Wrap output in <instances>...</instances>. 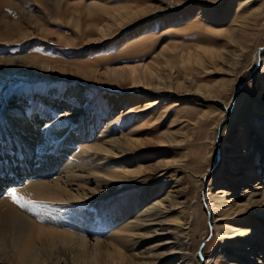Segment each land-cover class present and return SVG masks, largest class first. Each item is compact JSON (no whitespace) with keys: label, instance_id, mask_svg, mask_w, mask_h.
<instances>
[{"label":"rangeland","instance_id":"rangeland-1","mask_svg":"<svg viewBox=\"0 0 264 264\" xmlns=\"http://www.w3.org/2000/svg\"><path fill=\"white\" fill-rule=\"evenodd\" d=\"M123 6L128 8L121 9L127 18L102 38L98 28L115 20L107 13ZM7 26L13 31H7ZM26 33L30 39L9 42ZM11 58L21 62L7 77L5 73L13 68L5 64ZM38 63L59 70H45ZM79 64L100 73L135 65L154 79L148 81V89L135 87L126 73L98 74L87 80L77 76ZM166 81L174 87L182 84L183 90L158 92L157 82ZM239 81L246 85L238 94L235 91L232 100ZM198 85L207 89L196 92ZM73 92L79 100L69 105ZM153 102L156 105H150ZM16 105L25 117L43 114L41 125L74 113L65 118L71 133L87 129L126 142L121 162L111 158L102 169L138 173L128 181L107 184L116 190L96 199L94 229H88L104 243L101 264L107 262L105 252L107 264H142L121 254L145 253L162 237L167 241L173 236L136 237L124 243L118 233L145 203L169 193L177 204L169 219H181L175 235L193 264H264V218L259 216L264 215V203L259 198V215L234 225L249 226L262 238L240 246L216 237L208 211V196L218 199L215 203L222 211L227 205L234 210L247 199L246 190L264 187V0H0V109ZM79 146H73L75 152ZM238 169H249V179L234 176ZM78 174L82 178L77 181L84 185L81 192L77 187L67 190L88 195L105 191L85 170ZM26 179L22 176L20 183ZM0 189L6 191L7 186L2 184ZM220 191L231 193L223 196ZM46 243L45 255L50 256L52 244ZM221 246L232 253L229 259L225 252L218 254ZM253 250L261 257H251ZM180 257L155 264H186L175 263ZM0 264H23V259L7 246Z\"/></svg>","mask_w":264,"mask_h":264},{"label":"bare ground","instance_id":"bare-ground-1","mask_svg":"<svg viewBox=\"0 0 264 264\" xmlns=\"http://www.w3.org/2000/svg\"><path fill=\"white\" fill-rule=\"evenodd\" d=\"M121 9L126 11L128 8L118 7L107 13L108 16L111 14L115 20L111 25L107 23L98 28L102 33V38H106L113 28L119 26L127 18L124 17ZM6 29L13 31L10 26H7ZM27 35L29 33L23 34L18 39H10L9 42H24L31 38ZM1 39L6 42V39ZM21 60L23 61V59ZM17 61L21 62L15 58L6 61L5 66L13 68L5 73L7 77L14 74L16 68L14 64ZM34 62L37 64V60ZM40 65L45 70L49 68L54 72L59 70L48 63ZM85 68L87 70L82 71ZM75 71L79 78L87 80L95 79L98 74L113 77L123 76V73H126L127 79L132 81L135 87L140 85L145 89L151 87V83L148 81L154 79V75L135 65L120 69L109 68L106 72L100 73L96 68L83 67L79 64ZM162 81L164 80L162 79ZM164 83L157 82L155 89L158 92H165L167 89L177 92L183 90L182 84L174 87L171 83L167 84V81ZM240 84V81L237 82L236 87L233 88L232 100ZM196 88V92L207 89L202 85H198ZM72 94L69 97V105L77 103L79 100L77 92ZM219 94L221 93L218 92ZM154 102L150 105H156ZM19 110L21 107L17 105L10 110L0 109V118L3 120V123L0 122V187L2 184L7 186L6 191L0 189V258L6 254V247L11 246L15 253L23 259V264H75L76 262L83 264L86 260L88 264H101L104 243L88 229H94L92 218L96 199L108 197L111 195V191L116 190L107 184L128 181L132 175L138 173L121 169H111L110 171L102 169L111 158H114V162H116L115 160L120 161V158L127 152L126 142L121 138L106 139L102 134L100 136V133L95 131L91 134L87 129L79 130L80 132L76 134L71 133L66 128L65 118L75 116L74 113H64L62 116L60 115L59 120H46L47 122L41 125L39 119L43 114L33 113L31 117H25ZM144 110L142 109L139 113ZM49 115L46 113V116ZM90 141L93 143L89 144ZM77 143L81 146L76 148L78 151L75 152L73 146ZM66 158L68 160H65ZM81 170H85L89 178L96 179L97 184L101 185L105 191L88 195V193L76 194L72 190H67V187H77L80 191L84 186L77 181H81L82 177L78 174ZM248 171L249 169H238L233 172V175L249 179ZM19 173L22 175L18 177ZM22 176L27 178L23 184L20 183ZM253 176L259 179L258 174ZM13 188L36 203L28 208H20L7 196V192ZM222 191L219 193H222L223 196L231 193V190L229 192ZM232 195L235 193L232 192ZM243 195L247 198L244 202L237 205L234 210L227 205L225 211H222V206L217 207L215 202L218 199L216 197L208 196V211L210 221L213 222L216 230V237L222 241H233L235 246L242 245L243 241L250 243L262 238V233L255 229L234 224L239 221L246 222L245 218L248 216L259 215L256 213V199L259 198L261 203H264V187L259 184L257 191L246 190ZM224 201H221V204H225ZM145 204L143 210L118 231L121 235L120 239L124 243H129L136 237L151 238L169 234L173 236L167 241H164L165 239L162 237L145 253L136 254L133 250H128L127 253L121 254L122 257L124 259L137 258L142 264H155L159 259H169L170 256L178 255L181 256L180 260L175 263L180 261L193 264V260L187 258L189 253L186 252L185 245L175 235L181 228V219H169L170 214L174 212V207L177 206L173 194L169 193L161 200ZM220 216L223 218H218ZM259 216L264 218V215ZM229 219H232L234 223L223 226L218 223L221 220ZM188 225L189 222L186 221L185 226ZM47 241L52 244L50 256L45 255L48 249L44 243ZM221 248L218 254L225 252V257L229 259L232 253H228L223 246ZM258 253L253 250L251 257H261V254ZM105 254L107 255L105 261L108 262L109 255L106 252Z\"/></svg>","mask_w":264,"mask_h":264},{"label":"snow or ice","instance_id":"snow-or-ice-1","mask_svg":"<svg viewBox=\"0 0 264 264\" xmlns=\"http://www.w3.org/2000/svg\"><path fill=\"white\" fill-rule=\"evenodd\" d=\"M7 196L12 200L14 204L22 209L28 208L30 205H34L36 203L24 194L17 192V190L14 188L7 192Z\"/></svg>","mask_w":264,"mask_h":264},{"label":"water","instance_id":"water-1","mask_svg":"<svg viewBox=\"0 0 264 264\" xmlns=\"http://www.w3.org/2000/svg\"><path fill=\"white\" fill-rule=\"evenodd\" d=\"M245 85L246 83H243L238 86L237 94L239 93V91H241L244 88Z\"/></svg>","mask_w":264,"mask_h":264}]
</instances>
